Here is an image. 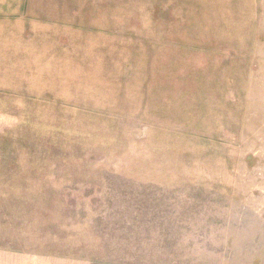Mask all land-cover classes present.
Masks as SVG:
<instances>
[{
    "label": "rangeland",
    "instance_id": "1",
    "mask_svg": "<svg viewBox=\"0 0 264 264\" xmlns=\"http://www.w3.org/2000/svg\"><path fill=\"white\" fill-rule=\"evenodd\" d=\"M0 264H264V0H0Z\"/></svg>",
    "mask_w": 264,
    "mask_h": 264
},
{
    "label": "clouds",
    "instance_id": "2",
    "mask_svg": "<svg viewBox=\"0 0 264 264\" xmlns=\"http://www.w3.org/2000/svg\"><path fill=\"white\" fill-rule=\"evenodd\" d=\"M4 119L6 120V119H7V117H4Z\"/></svg>",
    "mask_w": 264,
    "mask_h": 264
}]
</instances>
